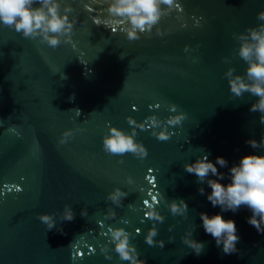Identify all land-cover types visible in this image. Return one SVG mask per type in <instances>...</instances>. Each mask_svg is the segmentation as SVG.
<instances>
[{"label": "water", "instance_id": "obj_1", "mask_svg": "<svg viewBox=\"0 0 264 264\" xmlns=\"http://www.w3.org/2000/svg\"><path fill=\"white\" fill-rule=\"evenodd\" d=\"M59 2L74 24L55 48L0 23V264H264L251 211L213 207L206 181L184 168L223 157L227 185L241 157L264 155V145L246 143L264 135L249 110L258 97H235L225 76L245 74L234 34L264 23V0L161 2L151 31L135 29L138 40L128 39L126 17L107 11L111 0ZM113 128L136 152L104 149ZM201 212L235 221L237 251L224 253ZM185 238L203 242L201 252ZM124 240L130 260L116 251Z\"/></svg>", "mask_w": 264, "mask_h": 264}, {"label": "clouds", "instance_id": "obj_2", "mask_svg": "<svg viewBox=\"0 0 264 264\" xmlns=\"http://www.w3.org/2000/svg\"><path fill=\"white\" fill-rule=\"evenodd\" d=\"M161 2L171 4L172 0H111L107 11L119 17H126L127 23L132 26L128 39L138 40L140 37L135 29L143 32L147 26V30L151 31V26L160 19ZM36 4L39 6H34ZM60 8L59 0H0V23L9 28L14 27L15 31L22 32L24 37L39 36L41 43H47L55 48L62 42V37L69 36L74 24V20H70L67 14L72 10L71 5L64 7L63 14ZM257 18L264 21V10L257 14ZM158 34L163 35V33ZM234 35L239 41L238 55L247 63V68L244 75H234V68L226 71L230 92L235 97H242L244 93L258 97L249 110L259 112L260 122L264 124V23L248 27L245 32ZM187 50L188 46H185V51ZM225 61L227 62L226 58ZM183 118V115L175 117L174 122L179 123ZM110 131L112 135L103 140L106 151L120 154L136 152L137 145L133 143L132 137L115 128ZM157 138L161 141L168 140V136L164 133ZM246 143L253 149H258L264 145V135L259 142L250 139ZM217 165L221 168L227 167L228 161L218 156L214 163L207 156H203L193 163L185 164L184 168L188 173L195 174L200 182L206 181L211 188L207 199L213 207L219 206L222 212L229 210L236 212L241 206H246L252 213L247 218V222L256 228L257 232L264 233V155L249 154L241 157L238 164L229 168L228 175L231 182L227 185L220 183V180L225 178V173L218 171ZM210 174L217 179L209 178ZM204 191L203 187L199 189L201 194H204ZM180 205L183 206V210H187L188 206L183 200L180 201ZM179 210V206L173 203L172 212L176 213ZM64 218L67 221L74 219L71 209L65 212ZM39 219L48 224L49 230L54 226L49 223L51 217L47 214L40 215ZM200 219L205 232L215 239L218 246L223 245L224 253L237 251L236 243L240 238L234 220H225L220 213L209 216L204 212L200 213ZM154 234L153 232L152 235ZM119 236L120 230H117L115 237L119 238ZM146 242L153 245L150 238H146ZM184 243L197 254L204 247L203 242L195 239L185 238ZM159 245L163 247L164 241ZM116 251L122 260L131 259L126 240L117 244ZM137 264H145V262L137 258Z\"/></svg>", "mask_w": 264, "mask_h": 264}]
</instances>
